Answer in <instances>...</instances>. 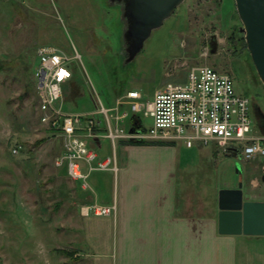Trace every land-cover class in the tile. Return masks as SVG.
<instances>
[{
  "label": "rangeland",
  "instance_id": "1",
  "mask_svg": "<svg viewBox=\"0 0 264 264\" xmlns=\"http://www.w3.org/2000/svg\"><path fill=\"white\" fill-rule=\"evenodd\" d=\"M123 28L120 8L110 7L108 0H0V264H78L75 257L80 251L83 259V248L99 264L96 257L101 255L89 235L72 237L53 214L58 202L68 199L70 181L64 170L54 168L60 141L38 121L35 72L40 47L80 58L72 65L77 91L65 88L63 111L69 116L92 115L98 103L112 108L131 92L151 104L168 85L183 84L195 67L229 77L235 93L242 97L247 92L264 115V88L259 80L256 87L247 72L250 57L234 0H186L128 65L121 57ZM84 39L98 53H84ZM210 41L218 45L213 56ZM139 119L143 129L151 128L150 119ZM124 129L130 130L127 125ZM253 133L264 138V131ZM99 143L87 145L101 160L110 159V142ZM194 148L189 152L175 147L180 152L183 213L211 216L218 209L219 193L238 188L245 203L264 204V159L245 162L214 144ZM100 175H93L88 186ZM75 185L82 195L81 183ZM259 239L264 246V238ZM77 241L83 244L75 247ZM95 241L105 243L102 238ZM256 246L250 248L251 259L260 253L259 264H264V247Z\"/></svg>",
  "mask_w": 264,
  "mask_h": 264
},
{
  "label": "built area",
  "instance_id": "2",
  "mask_svg": "<svg viewBox=\"0 0 264 264\" xmlns=\"http://www.w3.org/2000/svg\"><path fill=\"white\" fill-rule=\"evenodd\" d=\"M36 55L38 121L61 144L54 168L64 170L73 183H81L85 192L90 190L87 182L93 175L117 174L114 160H101L88 148L90 142L106 140L113 149L116 143L182 145L187 150L214 144L245 162L264 159V138L254 137L249 101L235 93L229 77L212 69L192 68L183 84L168 85L151 104L142 103L141 96L132 92L118 99L111 109L98 103L94 114L74 117L64 114L63 102L65 88L73 80L72 65L80 61L79 56L62 57L51 48H40ZM140 115L151 120L149 130L138 124ZM126 122L130 124L128 132ZM82 216L106 219L115 216V208L92 205L82 210Z\"/></svg>",
  "mask_w": 264,
  "mask_h": 264
},
{
  "label": "crops",
  "instance_id": "3",
  "mask_svg": "<svg viewBox=\"0 0 264 264\" xmlns=\"http://www.w3.org/2000/svg\"><path fill=\"white\" fill-rule=\"evenodd\" d=\"M83 43L84 53H98L97 49L90 48V39H84ZM138 124L142 127L141 122ZM125 125L130 129L129 123ZM99 142H96L97 147ZM175 147L118 143L113 149L110 144V159L116 165V176L101 174L99 179L91 181L93 184L88 192L80 186V196L76 183L67 177L70 181L68 199L58 202L54 216L67 226L72 237L82 240L78 234L82 232L83 238L89 235L94 248L100 250L101 255L96 257L99 264H259L260 253L251 259L249 251L252 245L262 250L261 240L219 236L218 209L208 217L182 212L178 182L180 152ZM194 147L184 148L191 152ZM86 193L88 196L84 195ZM92 205L115 208V216L84 218L82 210ZM62 229L60 226V231ZM97 238L104 239L105 243L96 242ZM81 244L82 241H77L75 247ZM83 252L85 255L81 259L77 251V263L95 264L91 262L95 257L93 252L85 253L84 248Z\"/></svg>",
  "mask_w": 264,
  "mask_h": 264
},
{
  "label": "water",
  "instance_id": "4",
  "mask_svg": "<svg viewBox=\"0 0 264 264\" xmlns=\"http://www.w3.org/2000/svg\"><path fill=\"white\" fill-rule=\"evenodd\" d=\"M186 0H108L119 7L122 34L121 57L131 64L151 34L164 25ZM247 52L264 88V0H234ZM215 55V51H211ZM264 184V177L262 178ZM218 234L221 237L264 238V204L244 203L241 188L218 195Z\"/></svg>",
  "mask_w": 264,
  "mask_h": 264
},
{
  "label": "flooded vegetation",
  "instance_id": "5",
  "mask_svg": "<svg viewBox=\"0 0 264 264\" xmlns=\"http://www.w3.org/2000/svg\"><path fill=\"white\" fill-rule=\"evenodd\" d=\"M209 49L210 52L214 50L215 53H217L218 45L215 42L210 41ZM249 112L253 130H257L262 134V131H264V115L252 100L249 101Z\"/></svg>",
  "mask_w": 264,
  "mask_h": 264
},
{
  "label": "trees",
  "instance_id": "6",
  "mask_svg": "<svg viewBox=\"0 0 264 264\" xmlns=\"http://www.w3.org/2000/svg\"><path fill=\"white\" fill-rule=\"evenodd\" d=\"M246 64H247V67H248L247 72L249 71L248 74H249V76H250V78H251V81H254V82H255V86H256V87L259 86L258 78L256 77V74H255V72H254V69H253V67H252V64H251L250 60H248V61L246 62ZM69 87H72L73 90L77 91V90H76L75 83H74L73 80H72L71 84L68 86V88H69ZM242 97L245 98V99H247V100L249 99V95L247 94V92H245V93L243 94ZM128 145H132V146H140L139 144H128ZM151 146H154V145H151ZM169 147H170V146H169Z\"/></svg>",
  "mask_w": 264,
  "mask_h": 264
}]
</instances>
